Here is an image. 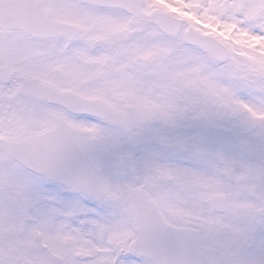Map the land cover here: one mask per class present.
<instances>
[{
    "label": "snow or ice",
    "instance_id": "snow-or-ice-1",
    "mask_svg": "<svg viewBox=\"0 0 264 264\" xmlns=\"http://www.w3.org/2000/svg\"><path fill=\"white\" fill-rule=\"evenodd\" d=\"M0 264H264V0H0Z\"/></svg>",
    "mask_w": 264,
    "mask_h": 264
}]
</instances>
